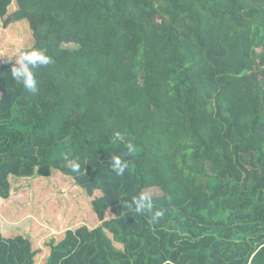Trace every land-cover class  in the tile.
Returning a JSON list of instances; mask_svg holds the SVG:
<instances>
[{
	"label": "trees",
	"instance_id": "1",
	"mask_svg": "<svg viewBox=\"0 0 264 264\" xmlns=\"http://www.w3.org/2000/svg\"><path fill=\"white\" fill-rule=\"evenodd\" d=\"M32 47L36 93L0 57V264H264V0H0Z\"/></svg>",
	"mask_w": 264,
	"mask_h": 264
},
{
	"label": "clouds",
	"instance_id": "2",
	"mask_svg": "<svg viewBox=\"0 0 264 264\" xmlns=\"http://www.w3.org/2000/svg\"><path fill=\"white\" fill-rule=\"evenodd\" d=\"M7 56L9 59L15 57V63L10 69L11 79L19 83L24 89L36 93L38 91V81L34 69L38 67L48 66L52 63V57L45 48L32 47L13 52L11 55L0 53V57ZM113 144L124 143L125 155H132L138 149L133 142L125 141V137L116 131L112 136ZM67 159V158H66ZM82 161L79 158L69 162L72 172L79 174L82 168ZM111 169L117 174L122 175L128 168L127 161L120 155H114L111 158ZM128 208L133 209L137 214H146L149 209L153 208L152 196L148 193L139 194L135 199L128 203ZM161 212L156 211L155 216L160 217Z\"/></svg>",
	"mask_w": 264,
	"mask_h": 264
},
{
	"label": "rangeland",
	"instance_id": "3",
	"mask_svg": "<svg viewBox=\"0 0 264 264\" xmlns=\"http://www.w3.org/2000/svg\"><path fill=\"white\" fill-rule=\"evenodd\" d=\"M153 188H151L150 190H149V193L150 194H152V193H154V194H157V193H159V190L157 189V188H154L155 190H152Z\"/></svg>",
	"mask_w": 264,
	"mask_h": 264
}]
</instances>
